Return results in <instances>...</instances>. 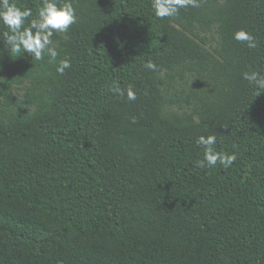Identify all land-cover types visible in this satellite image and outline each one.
<instances>
[{
    "label": "trees",
    "instance_id": "16d2710c",
    "mask_svg": "<svg viewBox=\"0 0 264 264\" xmlns=\"http://www.w3.org/2000/svg\"><path fill=\"white\" fill-rule=\"evenodd\" d=\"M71 3L52 62L8 53L0 23V264H264V90L243 79L264 75V0ZM201 135L233 165L197 167Z\"/></svg>",
    "mask_w": 264,
    "mask_h": 264
},
{
    "label": "clouds",
    "instance_id": "9594fccd",
    "mask_svg": "<svg viewBox=\"0 0 264 264\" xmlns=\"http://www.w3.org/2000/svg\"><path fill=\"white\" fill-rule=\"evenodd\" d=\"M198 6V0H151L153 14L160 19L173 18L178 15L180 9ZM32 16L31 9L22 10L11 0H0V23L7 28L3 36L8 53L15 57H23L27 54L31 60L35 61H40L47 55L49 62L55 61L58 51L51 37L54 32H67L69 27L77 21L76 10L71 0H64L59 6L58 0H42L36 16L28 21V18ZM26 21H28L27 25ZM233 39L245 43L249 49L257 47L255 37L244 30L234 32ZM70 67L71 64L67 59L61 60L56 67V72L63 74ZM144 67L151 71L157 70V65L152 61L145 63ZM243 79L257 89L264 90V75L259 72H245ZM110 91L119 96L125 95V91L121 90L116 82H113ZM126 96L129 101L137 98L131 88L126 90ZM196 144L203 150V159L196 162L197 167L213 168L219 165L226 169L235 162V154L216 151L215 135H201L196 139Z\"/></svg>",
    "mask_w": 264,
    "mask_h": 264
},
{
    "label": "rangeland",
    "instance_id": "374dc122",
    "mask_svg": "<svg viewBox=\"0 0 264 264\" xmlns=\"http://www.w3.org/2000/svg\"><path fill=\"white\" fill-rule=\"evenodd\" d=\"M175 87H176L177 89H182V88L184 89L186 86L183 85L181 82H178V83L175 84ZM15 93H16L19 97H21V96H22V93H23V88H21V87L16 88V89H15Z\"/></svg>",
    "mask_w": 264,
    "mask_h": 264
}]
</instances>
